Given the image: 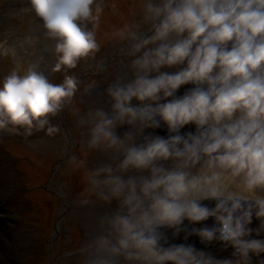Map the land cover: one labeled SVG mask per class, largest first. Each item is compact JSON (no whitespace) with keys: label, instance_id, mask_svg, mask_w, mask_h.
Wrapping results in <instances>:
<instances>
[{"label":"clouds","instance_id":"clouds-1","mask_svg":"<svg viewBox=\"0 0 264 264\" xmlns=\"http://www.w3.org/2000/svg\"><path fill=\"white\" fill-rule=\"evenodd\" d=\"M30 3L64 79L50 82L39 61L12 70L0 129L78 135L83 152L111 154L91 169L73 158L86 171L81 203L115 204L91 264H264V0H140L139 19L112 33L122 70L102 93L108 107L86 112L75 101L96 82L81 91L68 71L100 51L104 0ZM16 54L0 39V58ZM64 112L71 131L53 122Z\"/></svg>","mask_w":264,"mask_h":264},{"label":"rangeland","instance_id":"rangeland-1","mask_svg":"<svg viewBox=\"0 0 264 264\" xmlns=\"http://www.w3.org/2000/svg\"><path fill=\"white\" fill-rule=\"evenodd\" d=\"M109 2V9L113 13L104 11L97 30L99 54L82 60L77 68L70 70L71 75L79 78L81 91L84 86L96 82L97 86L90 95L78 94L76 98V106L85 112L97 107L107 109V104L102 106L92 96L102 94L114 77L121 74L123 46L121 41L113 38L112 33L125 24L138 20L140 16V0ZM1 22L4 27L1 29L0 39L10 27H17L18 30L16 56L0 58V80L12 70L22 73L35 61L40 62V70L48 76L50 82L59 80V84L64 79V73L51 71L55 41L44 38L43 28L40 29L37 24L33 34L27 35L26 29L19 24L11 25L0 19ZM88 27L91 28L92 25L88 24ZM26 36L40 37V43L35 49L18 46ZM96 69L98 71L92 73ZM104 97L106 96H100L102 99ZM74 119L71 112H64L53 122L60 123L65 130L71 131ZM5 130L4 134L9 141L2 145L0 151L5 161L4 167L0 168V205L6 201L13 204V195L21 189L17 206L22 208L23 218L22 225L17 227H11L8 222L0 224V259L3 260H0V264H91L97 258L93 241L102 231L99 218L110 214L115 204L105 205L94 197L93 203H81L87 186L86 171L75 167L73 158L85 160L87 167L91 169L112 163L111 154L83 152L77 135L67 163L55 166L56 162L64 159L70 146L66 135L48 137L43 132L21 134V128L13 129L11 126ZM120 130V135H123L127 129ZM36 133L38 137L33 139ZM21 136L30 138V142L21 143L18 138ZM24 157H29L28 161L22 160ZM34 188L36 190L32 191ZM13 228H16V232ZM55 229L58 230L57 234Z\"/></svg>","mask_w":264,"mask_h":264},{"label":"bare ground","instance_id":"bare-ground-1","mask_svg":"<svg viewBox=\"0 0 264 264\" xmlns=\"http://www.w3.org/2000/svg\"><path fill=\"white\" fill-rule=\"evenodd\" d=\"M1 17H3V16H1ZM183 91H184V89H182ZM183 91L182 92H180V94H183ZM102 94H98V95H95V96H92V99L94 100V101H96L97 103H99V104H101L102 106H105L106 105V97H104V99H102V98H100V96H101ZM161 134V133H160ZM162 134H164V133H162ZM161 134V135H162ZM104 216V215H103Z\"/></svg>","mask_w":264,"mask_h":264}]
</instances>
